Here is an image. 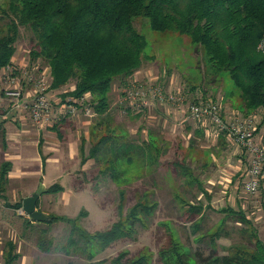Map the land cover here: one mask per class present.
<instances>
[{
    "label": "trees",
    "instance_id": "16d2710c",
    "mask_svg": "<svg viewBox=\"0 0 264 264\" xmlns=\"http://www.w3.org/2000/svg\"><path fill=\"white\" fill-rule=\"evenodd\" d=\"M0 13L5 21L0 32V71L14 57L20 28L27 29L34 42L29 57L33 63L43 61L48 68L49 90L57 91L74 81L73 90L64 93L61 100L89 97L96 122L89 129L88 152L85 154L84 144L80 147L81 163L93 159L98 176H106L117 189V220L105 231L91 234L82 229L85 211L74 219L50 215L46 224H65L67 236L63 244L54 245L51 239L42 240L46 234L40 232L43 236L38 238L37 248L46 255L81 257L79 264H153V254L147 248L133 255L122 250L107 260H96L111 245L134 241L137 230L148 227L157 209L148 192L125 207L127 187L152 178L158 168L157 139L150 134L146 142H130L126 133L109 127L113 83L124 82L141 67L145 57L147 44L134 22L143 19L151 32L177 34L201 48L214 78L228 74L230 95H238L241 114L248 117L261 110L264 123V58L257 51L264 35V0H5ZM173 166L189 184L185 185L195 186L209 200L184 163ZM60 191L53 185L46 194ZM177 199L185 209L181 217L189 225L187 242L181 240L177 228L160 223L167 245L157 251V264H264L262 235L243 212L229 206L204 208ZM206 211L221 214L216 229L202 230ZM228 219L242 227L240 231L250 244H231L220 254L218 242L225 238L223 225ZM24 224L31 227L28 220ZM7 247L3 264H16V246Z\"/></svg>",
    "mask_w": 264,
    "mask_h": 264
},
{
    "label": "rangeland",
    "instance_id": "374dc122",
    "mask_svg": "<svg viewBox=\"0 0 264 264\" xmlns=\"http://www.w3.org/2000/svg\"><path fill=\"white\" fill-rule=\"evenodd\" d=\"M4 1L0 0V12L4 9ZM4 24L5 21L2 19L0 13V32L4 30ZM134 28L145 38L147 44L144 52V61L141 67L124 82L115 81L113 83L110 96V107L112 108L109 112L112 119L109 127L126 133L130 142L146 140V135L148 134H152L157 139V146L160 148L158 168L155 169L152 178L149 177L139 182L136 181L127 187V203L125 205V207L131 206L138 195L148 192L151 194L150 197L153 196V200L157 203V209L150 222L147 223L148 227L144 230H137V236L134 241H119L98 254L96 260H107L122 250H126L130 255H133L139 250L147 248L153 254V264H157V251L167 245V240L163 237L164 230L159 226L160 223H168L171 224V228H177L181 240L184 243L187 242L189 225L187 224L188 221L184 217H181L185 216L183 214L185 209L179 203L177 196L193 205L199 203L204 208L207 205H211L215 210H219L233 205L232 202L228 203L227 201L228 193H231L229 196L231 198L238 197L244 207L243 212L245 216L258 229L260 235L264 236V217H262L264 212L262 192H264V189L261 188L263 184L258 192L251 196L245 194L242 183L240 184V179H235L229 186L230 188L226 189L223 181L219 183L216 181L214 177L216 176L217 178L220 175L219 171L227 163V159L222 158L221 153L218 154V157H215L214 163L207 160V156L203 152L208 151L206 149L208 142L195 133L193 134V123L188 119L189 116L186 113L185 105L180 106V110H178L170 104L154 102L150 111H148V119H142V114L135 115L132 111L127 112L125 106L119 104V100L122 98L127 85L133 83L144 89L149 86L159 87L165 95L183 93L186 96V102H192L196 98L199 99L200 95H204V93L205 97L207 96L215 102L220 101L222 97L226 104L232 105L230 109L237 110L241 107V103L236 93L230 95L232 84L228 74H221L214 78L202 49L192 46L185 37L171 33L151 32L147 21L143 19L136 20ZM33 43L30 32L27 29L20 28L15 44V59L13 63H20L22 67L25 66L23 70L27 71L29 76L33 78L43 74L44 84L48 87L50 85L48 68L44 65L43 61L38 60L33 63L29 57L33 49ZM29 86L30 90H32V86ZM23 88L25 89V86ZM73 88L74 81H70L66 86L57 91H47L51 105L60 103L61 96L66 92L72 91ZM207 93L208 95H206ZM226 96H228L229 100L226 99ZM53 108L55 110H53L52 122L56 120V114L59 113V109H56L57 106H53ZM262 112L261 110L258 112L260 117L256 115L255 119L257 122L263 123L261 121ZM229 115L227 114L226 117L229 118ZM78 118H81L80 120L82 121H87L89 124L96 122L95 118L88 119L82 114L75 117V119ZM214 145L216 146V144ZM221 147L225 150L227 145H222ZM207 162H210L211 166H207ZM183 163L201 183L209 200H206L195 186H187L189 184L183 181L182 176L176 174L173 165ZM97 169V164L87 167L85 172L79 174V183L76 184V188L81 185H87L88 188L92 189L96 199L95 203L86 194H76L69 198V200H62L60 203L55 202L53 204L51 201L52 205L50 207L46 206L44 209L53 213L56 208L59 211V216L68 219H74L81 211H85L86 217L81 220V228L91 234L105 231L117 220V189L106 176L99 177ZM223 178L226 177L223 176ZM57 198L56 200H58ZM260 201L261 204L259 203ZM221 217V214L214 212L206 211V213H203L202 230L216 229ZM259 227H261V230ZM223 228L226 235L225 238L218 242L220 246L218 252L220 254L223 253L222 248H226L231 244H250V240L248 243V239L240 231L242 227L235 225L231 219H228L224 223ZM46 230L44 233L46 235L44 236L37 228L27 230L26 232L24 230L22 234L27 236L29 242H32L34 239V243H37L36 238L38 239L43 236L42 240L51 239L54 245H60L63 244V239L68 233V228L63 223L53 224ZM19 248L20 253L30 255L36 262L46 260V264H79L83 261L81 257L71 256L67 258L59 253H51L50 255H46L45 259H41L38 251L21 249V245ZM186 250L187 248L183 251Z\"/></svg>",
    "mask_w": 264,
    "mask_h": 264
},
{
    "label": "crops",
    "instance_id": "0c3cea01",
    "mask_svg": "<svg viewBox=\"0 0 264 264\" xmlns=\"http://www.w3.org/2000/svg\"><path fill=\"white\" fill-rule=\"evenodd\" d=\"M23 86H25V89L23 88L25 95L31 93L32 90L27 83ZM217 103L225 117L227 114L231 116L233 113H241L240 109H230L232 105L226 104L222 97ZM148 111L150 109L134 113L135 115L142 114V119H148ZM80 119H65L57 125L38 128L32 124L29 114L15 111L10 101L4 97L0 84V264L4 262V254L9 245H15L16 253L19 254L16 264H46V260L36 262L30 255H23L19 248L21 245V249L36 250L40 258L45 259L46 254L37 248L34 239L29 242L27 236L22 234L24 230L26 232L36 228L40 232H45L51 227L46 223L31 222L21 210L22 200L33 194L40 185L45 192L39 197L35 210L47 217L59 216L56 208L53 213L44 209L52 205L51 201L55 204L62 200L67 201L76 194H86L95 203L94 192L87 185L76 188V184L79 183V174L85 172L90 165H96L93 159L87 160L84 164L81 163L80 147L84 144L85 154L88 152L90 148L89 129L92 124ZM192 123L193 134L195 133L208 142L206 148L208 151L203 152L207 160L214 163L215 157L221 153V157L227 159V163L219 171L220 175L217 178L214 177L216 181L218 183L223 181L225 189L230 188L229 186L235 179H240L241 184L247 169L244 154L225 135L215 137L212 128L206 124L194 121ZM148 135H146V140L139 141L146 142ZM222 145H227V148L223 150ZM210 164V162L206 163L207 166H211ZM53 185H58L61 191L58 194H46L47 189ZM261 188L264 189V183ZM228 194L231 195V193ZM262 194L264 200V192ZM229 195L227 201L233 204L229 207L243 212L244 207L238 197L231 198ZM259 203L261 204V201ZM17 205L20 207H15ZM262 217H264V212ZM25 220L31 222L30 229L26 228ZM259 229L261 230V227ZM262 238L264 244V236Z\"/></svg>",
    "mask_w": 264,
    "mask_h": 264
},
{
    "label": "built area",
    "instance_id": "2783aa9c",
    "mask_svg": "<svg viewBox=\"0 0 264 264\" xmlns=\"http://www.w3.org/2000/svg\"><path fill=\"white\" fill-rule=\"evenodd\" d=\"M257 51L264 58V35L257 44ZM15 57L10 65L0 71V84L4 97L10 101L15 111L29 114L33 125L38 128L54 126L65 119H75L79 114L85 118H93V112L88 104L89 97L80 99L66 97L60 103L52 104L49 101L44 77L33 78L24 71L25 66L14 64ZM32 86L31 93L24 94L23 85ZM170 104L180 110V106H186L189 119L201 122L212 128L215 137L225 135L244 154L247 160V169L244 174L242 188L247 195L253 196L258 192L264 182V124L256 121V115L245 117L241 113H233L229 118L221 112L220 106L211 98H200L192 102H186L183 93L164 94L161 88L149 86L141 88L139 85L129 83L123 92L119 104H123L126 110L132 112H145L153 103ZM53 106H57L59 113L56 120L51 121ZM53 123H55L53 125Z\"/></svg>",
    "mask_w": 264,
    "mask_h": 264
},
{
    "label": "water",
    "instance_id": "95a60500",
    "mask_svg": "<svg viewBox=\"0 0 264 264\" xmlns=\"http://www.w3.org/2000/svg\"><path fill=\"white\" fill-rule=\"evenodd\" d=\"M44 192L42 185H40L33 194L22 200L21 210L24 216L33 223H47L49 221V217L35 210L36 203Z\"/></svg>",
    "mask_w": 264,
    "mask_h": 264
}]
</instances>
